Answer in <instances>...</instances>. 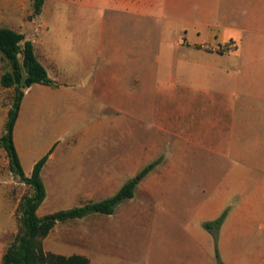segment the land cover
<instances>
[{
	"label": "rangeland",
	"instance_id": "rangeland-1",
	"mask_svg": "<svg viewBox=\"0 0 264 264\" xmlns=\"http://www.w3.org/2000/svg\"><path fill=\"white\" fill-rule=\"evenodd\" d=\"M22 5L31 13L0 27L21 32L26 22H68L55 55L75 84L48 94L34 85L27 96L54 102L24 128L29 148L55 147L44 173L49 199L38 216L93 203L64 200L91 165L107 168L99 201L139 180L133 198L112 215L58 223L40 240L44 252L82 255L90 264H264V218L213 225L227 219L228 202L219 214L220 188L243 160L213 152L210 136L199 138L211 126L213 65L229 46L222 40L240 26L228 22L227 0H46L38 16L33 0ZM94 63L106 76L105 90H84ZM11 69L0 52V78ZM18 91L0 83V136ZM101 94L106 98L96 102ZM84 100L90 105L76 104ZM33 193L0 155V264L20 230L21 200Z\"/></svg>",
	"mask_w": 264,
	"mask_h": 264
},
{
	"label": "crops",
	"instance_id": "crops-1",
	"mask_svg": "<svg viewBox=\"0 0 264 264\" xmlns=\"http://www.w3.org/2000/svg\"><path fill=\"white\" fill-rule=\"evenodd\" d=\"M22 3L23 0H0V22H10L14 16L24 17L30 14L31 9L22 7ZM227 4L228 22H239L240 26L232 29L228 37L222 40L228 42L229 46L226 51L219 50L218 66L213 65L217 77L214 78L212 90L211 126L199 134L202 142L211 137L213 152L227 155L232 160H243L242 163L234 164V169L231 168L220 188L219 214L225 203H229L227 219L221 228L230 218L244 220L264 218V0H227ZM67 26H69L68 22H26L25 28L18 32L32 42L37 60L53 81V85L35 84L47 94L70 90L75 86L68 74L61 72L59 60L55 55V49L59 43H63L60 38L66 35ZM100 54H97L96 62L97 59H101ZM101 71V67H96L94 63V67L83 79L84 90L106 89V85L102 86V77L106 80V76H102ZM33 87L34 85L28 88L21 101L13 140L27 177L31 176L36 163L48 156L41 172L46 198L38 208V215L42 205L49 199L48 183L44 179V173L50 161L56 160L55 147L52 143L47 145L45 150L29 148L25 141L24 128L27 119L38 116V108L42 105H54V102L39 99L26 102L28 93ZM104 98L106 95L101 94L95 99L97 102L103 101ZM111 102L118 107L117 101ZM81 103L90 105L91 101L84 100L76 104ZM29 106H36L37 109L30 111ZM91 133V127L84 131L86 137ZM6 154V151L0 148V155L6 156ZM60 157L63 162L64 158ZM78 171L83 172L82 169ZM106 172V167L102 169L101 165H91L86 169L87 174L84 173L83 182L77 181L75 190L68 193L64 200L98 202L102 188L106 187Z\"/></svg>",
	"mask_w": 264,
	"mask_h": 264
},
{
	"label": "trees",
	"instance_id": "trees-1",
	"mask_svg": "<svg viewBox=\"0 0 264 264\" xmlns=\"http://www.w3.org/2000/svg\"><path fill=\"white\" fill-rule=\"evenodd\" d=\"M46 0H33V13L38 16L42 13ZM0 52L10 62L11 70L5 71L0 78L2 87H16L19 91L14 98L13 106L8 112L4 133L0 136V148L8 156L9 169L20 182L29 185L34 193L24 196L19 206L20 230L13 244L5 252L3 264H90V260L82 255H59L44 252L40 243L60 222L82 219L91 214L112 215L117 205L132 199L139 180L132 179L126 182L113 196L95 203H87L79 207L61 210L48 214L42 218L37 215L38 208L46 198V190L42 181L41 172L48 156L43 157L34 166L30 177L24 174L15 144L13 131L17 121L24 90L35 84L53 85L46 69L37 60L31 41L26 40L22 33L9 28H0ZM151 166L141 172L146 175ZM225 219L223 214L213 225L219 229ZM207 228L211 224H206Z\"/></svg>",
	"mask_w": 264,
	"mask_h": 264
}]
</instances>
